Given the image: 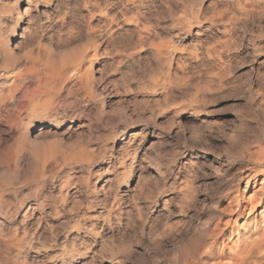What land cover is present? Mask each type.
Returning a JSON list of instances; mask_svg holds the SVG:
<instances>
[{"label":"rangeland","instance_id":"rangeland-1","mask_svg":"<svg viewBox=\"0 0 264 264\" xmlns=\"http://www.w3.org/2000/svg\"><path fill=\"white\" fill-rule=\"evenodd\" d=\"M1 44L16 64L0 61V89L18 72L30 83L45 62L64 67L42 81L59 99L53 117L35 115L21 131L31 143L7 131L29 169L25 152L49 151L53 185L70 180L61 197L7 190L20 213L42 201L26 227L27 264H187L199 223L225 228L219 250L228 252L264 230V209L245 187L248 162L264 151L250 104L264 96V0H0ZM241 124L244 136L231 142Z\"/></svg>","mask_w":264,"mask_h":264},{"label":"bare ground","instance_id":"bare-ground-1","mask_svg":"<svg viewBox=\"0 0 264 264\" xmlns=\"http://www.w3.org/2000/svg\"><path fill=\"white\" fill-rule=\"evenodd\" d=\"M0 61L5 66H10V64L12 66V65L16 64L15 60L12 59V51L10 50V48H9V46L7 44H5V45L1 44L0 45ZM47 61H49V59ZM56 64L51 63V61L50 62H45V65H43L44 69L42 68L43 71L41 70V72H40V71H36V70H31L29 75H28L29 71L27 72L28 69H26V71H24V72H26V74L28 75L27 78H29V81H30V83H28V84H24L23 83L24 79L22 78V76L21 77L18 76L19 74L21 75L22 73L18 72L17 77L14 76L15 77L14 81L12 83H10L11 85L9 84L8 86H5V87L3 86L0 89V264H27L30 261H32L30 259V261L27 262V259H28L29 253H30V249H31L32 244H33V237H32V235H28L26 233V227H28L27 226L28 225V220H31L32 218H36V217H34L35 208H37V209L39 207L41 208V205H42V201L36 202V206L35 207L33 205H27L25 207V210H22V213H20V212H18L19 206H18V208L15 207L12 203L9 202V200H8L9 198L7 199V196L9 195L7 193V190H9L10 187L22 184V185L26 186L30 191H33L34 193L41 194V196H42L41 198H44V195L47 194V193H49V194L52 193L51 190H53V189H54V191H56L55 196L58 195L57 197H59V196L61 197L63 195V192L65 191V190H63V192H62V188L66 187L67 183L70 182V180H68V178H66V179H64V181H60V183L57 186L53 185L52 179H53L54 175L56 174V171H55L56 169L54 170V167L52 166V164L50 165L48 163V160L51 161V163H52V161H55L54 159L50 160V158H52V154L48 151L49 149L47 150L49 153L48 152L47 153L43 152V153H41L39 155H38L37 152H35V151L31 150V149H29L30 151L26 150L27 152L24 151L25 154L28 156V159L32 162V166L33 167H32V169H29V165L27 166L28 162L25 165V163H24L25 161L23 162V160H22L26 156L24 155V157L21 158V159L20 158H15L13 156L12 152H11L10 147L7 146V143H8L7 131L8 132L10 131L11 126L14 127V134H19V133H21V131H24V129L27 128L28 120L31 117H33L35 115H40V114H45V115H48L50 117L53 115V113H52L53 105L56 102V100L59 99L58 92H57V86H56V84H54V85H48V84H45V83L42 84V81L45 82V80H46V82H48L51 78H53L52 77L53 75L55 76L56 74L58 75V74L63 73V70H62L63 66L60 65V64L59 65H56ZM0 68H2V67H0ZM24 72H23V74H24ZM23 76H25V75H23ZM59 77L57 76V78L55 77L54 79H58V81H59L60 80ZM27 78H25V80ZM51 81L49 82L50 84H51ZM53 83L54 82L52 81V84ZM254 103L255 104L257 103L256 112H257V114H258V116L260 118V121L262 122V125H260V128L262 127L263 128L262 130H264V96L261 95L259 99H256V98L252 97L251 101H250V104L253 105ZM57 107L58 108L57 109L55 108V109L58 111V109L60 107L59 106H57ZM64 110L65 109H63V111ZM10 120L13 121V122L11 123ZM23 120L24 121L27 120V121L25 123H23L22 122ZM244 125H245V123H244ZM242 126H243V124H241V127L240 126L239 127L242 129ZM240 128L238 130L235 128L236 131H233L232 133H229V134H231V138H230L231 142H233V141L235 142V140L238 137H240V135L244 134V133L241 134V132H243V129L241 131ZM263 132H262V134H264ZM26 133H27V131L26 132H22L19 136H21L23 141L28 144V143H31V141L29 140L30 138H26V136H25ZM12 136L14 137V135H12ZM239 139L241 140V138H239ZM240 140H238V141H240ZM20 143H23V142H20ZM27 146L30 147L31 145H27ZM26 149H27V147H26ZM37 149H38V147H37ZM79 151H77V152H79ZM74 152H76V151H74ZM82 152L84 154L83 150H81L79 153H82ZM263 152L262 151H257V153L253 156L254 160L251 159L249 162L247 161L249 164L252 165V166H250V165L247 166L248 173L252 172V175L250 174V176L249 175L246 176V174H245V176H246L245 187L248 188V189L252 188L251 196L253 198L257 199L258 208L261 209V210L264 209V153ZM79 153H77V154H79ZM77 154H76V156H77ZM73 156H74V154H73ZM73 156H72V154L70 156L68 155L67 156L68 159L67 158H65V159H67V161H68L69 159H71V158L73 159L74 157H76V156H74V157ZM79 157L82 158V155L80 154ZM87 158H88V155H87ZM87 158L83 159V160L87 161ZM72 159H71V161H72ZM79 160L80 159H78V161ZM89 160L90 159H88V161ZM56 161H57V159H56ZM73 162L75 163V161H73ZM89 165H91V164H89ZM30 167H31V165H30ZM55 167L57 168V166H55ZM89 168H90V166H89ZM245 168H246V166H245ZM91 174H89V175H91ZM259 176L262 177L261 178L262 179L261 182L259 183L258 186H253L254 183H255L256 178L259 177ZM64 177H65V175H64ZM58 178L59 177H57V179ZM57 179H55V180H57ZM61 179L62 178H60V180ZM240 179H241V176H240ZM94 186H95V184H94ZM65 189H67V188H65ZM238 192L239 191L237 190L236 193H238ZM13 194H14V192H13ZM17 195L19 196V194H17ZM17 195H15V196H17ZM10 198L12 199V197H10ZM11 199H10V201H11ZM57 200H59V199H57ZM47 201L48 200H46V202ZM53 204H56V203H53ZM236 207H238V205H236ZM229 210H231V209H229ZM235 211H237V210L235 209ZM103 214H105V213H103ZM15 215H17V217H18L17 218L18 219L17 220L18 221V225H17L16 228L13 227L14 229H12L8 225V220L7 219L15 217ZM40 215H41V213H40ZM106 216L108 217V215H106ZM79 219L77 218V220H79ZM39 223H36V226L33 227V228L36 227V231H37V229H38V227L40 225ZM199 224H198L199 225L198 227L194 228L195 230H194L191 238L189 236V238H190V241L188 243L189 247L188 246L187 247H188L189 251L193 252L192 253L193 255H191V257L192 256L193 257H192V260L190 262H188L189 264H264V230H260V231L258 230V234H257L256 238L255 239L252 238L253 239L252 241L249 240V241H247L248 243H244L243 246L238 248L237 252H230V251L228 252L227 250L224 249L225 246H223V248H221L219 250V245H221L223 243V239H224V236H225V228L216 226V228L214 227V229H206V224H204V223H199ZM13 226H14V224H13ZM28 230L30 232L34 231L32 229H31L32 230L31 231L29 228H28ZM29 231H28V233H30ZM40 232H41V230L39 231V233ZM43 232H45L44 229H43ZM19 233L21 235H19ZM48 234H49V232H48ZM51 234H52V232H51ZM38 236H40V235L38 234L37 237ZM51 236H49V239H50ZM45 237H47V235ZM45 237H43V241H44ZM55 237H56V235L54 237H52V238H55ZM38 240H39V237H38V239L36 241H38ZM43 241H41V242L43 243ZM100 241H101V239H100ZM44 242H46V241H44ZM53 242L55 243V241H53ZM65 242H66V240H65ZM101 243L102 242H100V244ZM38 244H39V242H38ZM43 245H40V246H43ZM87 245H88V243H87ZM49 246H50V244H49ZM45 247H47V245H44V248ZM87 247L90 248L89 245ZM103 247H105V246H103ZM32 248H34V247H32ZM65 248H67V247H65ZM70 248H71V246H70ZM77 251L80 252L79 250H77ZM63 252H65V250ZM73 252L75 253V251H73ZM78 252H76V253H78ZM85 252H86V250H85ZM35 253L38 254L37 252H35ZM68 253H69V251L67 252V254ZM96 253H98V251ZM189 253L190 252H187V250L186 251L184 250V253L182 251L183 260H185L184 258L188 257L187 255ZM109 254L111 255V253H108L107 256ZM95 255H97V254H95ZM31 257H33V256H31ZM91 258H93V257L91 256ZM107 258H111V257L108 256ZM111 261H112V258H111V260L108 259V262L110 264L112 263ZM34 262H36V261H34ZM39 262H40V260H39ZM82 263H84V262H82ZM37 264H38V262H37Z\"/></svg>","mask_w":264,"mask_h":264}]
</instances>
